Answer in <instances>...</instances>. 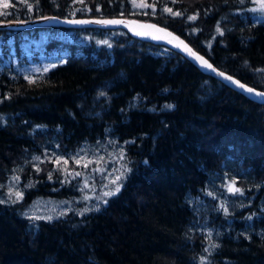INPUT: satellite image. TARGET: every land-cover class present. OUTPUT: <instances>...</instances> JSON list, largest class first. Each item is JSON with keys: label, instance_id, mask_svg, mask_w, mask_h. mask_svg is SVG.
<instances>
[{"label": "trees", "instance_id": "1", "mask_svg": "<svg viewBox=\"0 0 264 264\" xmlns=\"http://www.w3.org/2000/svg\"><path fill=\"white\" fill-rule=\"evenodd\" d=\"M253 2L9 0L0 22L152 21L264 90V22L254 21ZM14 58L65 63L31 76L3 67ZM107 139L123 145L124 168L119 192L96 210L80 211L74 177L29 161ZM14 171L23 195L0 198V264H264V104L125 31L0 30V197ZM227 179L240 193L223 195L224 206L209 189ZM39 197L74 208L53 221L24 216Z\"/></svg>", "mask_w": 264, "mask_h": 264}, {"label": "rangeland", "instance_id": "2", "mask_svg": "<svg viewBox=\"0 0 264 264\" xmlns=\"http://www.w3.org/2000/svg\"><path fill=\"white\" fill-rule=\"evenodd\" d=\"M253 1L254 4L250 10L254 21L264 22L263 0ZM58 63H65V59H50L41 63L32 60L28 65L21 66L18 59L14 58L5 61L3 67L14 68L32 76L40 74V72H47ZM122 150V144H118L113 139H107L95 144L83 145L79 151L69 154L62 153L54 148H46L41 155L31 154L29 161L37 168L47 162L50 167H60L67 177H74L77 180L78 191L80 192L74 201L80 203V211L83 213L98 209L107 197L104 193L115 192L117 186H120L122 169L124 168ZM117 176L120 177L119 180H116ZM234 181L230 179L221 180L218 182V188L213 186L209 191L217 195L219 201L224 199V206H227V196L224 197L223 195L240 193V187ZM4 186L5 194L0 197L2 202L8 203L22 198L23 191L16 179L15 171L10 174ZM224 190L225 192H223ZM74 201L39 197L23 210V215L29 218L53 221L69 213L74 208Z\"/></svg>", "mask_w": 264, "mask_h": 264}, {"label": "water", "instance_id": "3", "mask_svg": "<svg viewBox=\"0 0 264 264\" xmlns=\"http://www.w3.org/2000/svg\"><path fill=\"white\" fill-rule=\"evenodd\" d=\"M106 21H119V23H105ZM62 26L68 28H99L122 30L132 37L161 45L174 50L185 56L190 62L196 65L204 74L212 76L221 81L229 88L243 94L254 102L264 104V91L256 90L243 83L236 77L215 67L205 56L197 52L186 40L173 33L166 27L152 21H143L135 18L116 17V18H60L55 16L42 17L30 21H1L0 30H25L39 27ZM196 57H202V60ZM207 65H211L209 68ZM223 73V75H221ZM231 77V79H227ZM239 85H244L241 88ZM248 89L252 91L249 92Z\"/></svg>", "mask_w": 264, "mask_h": 264}, {"label": "snow or ice", "instance_id": "4", "mask_svg": "<svg viewBox=\"0 0 264 264\" xmlns=\"http://www.w3.org/2000/svg\"><path fill=\"white\" fill-rule=\"evenodd\" d=\"M11 6V4L9 3V0H0V7H3V8H8V7H10ZM142 6H146V5H142ZM31 6L29 5V8H30ZM165 11H168V12H171L172 10L171 9H165ZM7 13H4V12H0V15H6ZM174 15H180V13L179 12H176V13H174ZM191 19H195V17H192ZM105 23H119V21H106ZM197 59H199V60H202L203 58L202 57H196ZM203 63L204 64H206L207 65V62L206 61H203ZM209 68H211V65H207ZM221 75H223V73H221ZM227 79H231V77H228ZM241 88H243L244 87V85H239ZM248 91L249 92H251L252 90L251 89H248ZM120 179V177L119 176H117L116 177V180H119ZM114 183H115V181H113ZM119 190H120V186H117V188L115 189V192H105L104 193V195H106V196H108V195H115V193L116 192H119ZM237 191H239L238 189H237Z\"/></svg>", "mask_w": 264, "mask_h": 264}, {"label": "bare ground", "instance_id": "5", "mask_svg": "<svg viewBox=\"0 0 264 264\" xmlns=\"http://www.w3.org/2000/svg\"><path fill=\"white\" fill-rule=\"evenodd\" d=\"M221 82V81H220ZM249 86V85H248ZM251 87V86H250ZM253 88V87H252ZM254 89H256V88H254ZM256 90H258V89H256ZM261 91H264V90H261Z\"/></svg>", "mask_w": 264, "mask_h": 264}]
</instances>
